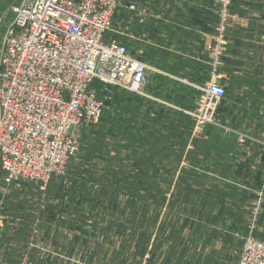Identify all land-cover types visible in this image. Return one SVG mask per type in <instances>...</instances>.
Segmentation results:
<instances>
[{
  "label": "built area",
  "instance_id": "1",
  "mask_svg": "<svg viewBox=\"0 0 264 264\" xmlns=\"http://www.w3.org/2000/svg\"><path fill=\"white\" fill-rule=\"evenodd\" d=\"M17 2L0 22L2 194L23 183H33L44 192L51 177L65 173L67 161L79 148L75 132L97 124L102 114L104 102L91 88L93 82L145 97L151 69L123 44L105 40L119 9L126 6L135 11L133 4L123 0ZM229 3L225 0L224 6ZM225 13L221 11V16ZM220 22L221 35L224 20ZM220 42L213 52L214 66ZM198 91L195 110L187 112L194 121L193 136L206 126L218 125L216 112L225 95L214 77ZM253 229L240 237L236 264H264V242L252 236ZM19 264L34 263L24 256Z\"/></svg>",
  "mask_w": 264,
  "mask_h": 264
},
{
  "label": "trees",
  "instance_id": "2",
  "mask_svg": "<svg viewBox=\"0 0 264 264\" xmlns=\"http://www.w3.org/2000/svg\"><path fill=\"white\" fill-rule=\"evenodd\" d=\"M142 2L144 3V0ZM127 3L131 4L128 0H123V4ZM204 4L199 9L187 10L186 14H190L191 18L192 16L199 17L200 21L196 22H217L218 17H214V13L207 9L208 6L205 8ZM125 7L122 9L128 10ZM178 13L182 12H173L172 18L180 16ZM222 60L224 61L221 56V63ZM202 64L201 68H205L209 72L210 66ZM91 88L95 90L99 100L107 101L108 104L103 106L97 128L89 134L87 132L83 133L80 152L76 156V160L72 163L74 158L72 156L67 161L65 172L70 167L67 176L70 182L68 189L59 184L57 186L58 192L53 194L57 197L66 195L68 205L61 206L59 204L50 210L51 206L47 208V205H42L40 207V202H38L42 198L46 200L50 184L61 176L51 177L44 192H39L38 187L33 183H23L19 189L10 187L2 209L3 226L1 229L4 231L6 228L7 231H10L8 237L10 239H7L6 242L17 243L19 233L24 231L25 234H29L31 230L33 231L34 225L29 212L33 211L35 216L37 215L39 227L44 212L51 214L57 209H64V213L72 211L76 197L80 203L84 204L78 210L81 214L78 219L93 218L92 222L97 224V227L91 231L90 239L97 237L95 233L99 229L98 226L102 225L100 224L102 221L105 232L111 231L113 234L118 235L127 231L130 238L133 237L138 227L145 229L157 225L162 234L169 231L170 233L168 232L166 235L172 234L171 239L174 240L184 226L195 228L192 219L196 217L191 216L195 212L192 209L191 214L187 216H184V214L178 216L173 212L167 213L164 215L166 218L161 221L158 208L164 200V198H161L162 188L157 183L152 182V178L156 174L162 173L159 174L158 178L162 177L164 181V178L168 179L169 174L175 172L176 167L180 172L178 171L179 175L176 176L174 190H172L169 197L168 206H170V209L173 211L179 209L180 206L188 205L187 203L203 199L208 202L211 211H216L215 220H218V218L219 222L226 220L231 211L225 200L235 193L236 189L233 190L231 187H241L234 184L237 181V176L233 179L228 178L227 169L230 168L226 155L232 149V145L223 137L225 130L218 128L221 125L226 129V91L216 112L218 125L206 126L200 134L202 137L199 138L200 135L193 136V119L185 114L180 113L179 115L180 128L178 129V124L174 122V114L171 113L169 117L166 113H159L151 118L148 113H145L146 110H143L139 98L133 94L119 91L114 87L104 86L96 81L93 82ZM194 93L197 99L200 92L194 91ZM165 132L166 134H164ZM202 138L205 140L201 141ZM211 163L214 166L221 167L218 170H209L204 166ZM216 163L217 165H215ZM194 178H198L195 184L193 183ZM107 180L110 181L105 183ZM118 184L119 186L122 185L125 191L135 198L131 201L122 200L119 202V200H116L115 190ZM93 187H95L94 191ZM245 195L247 198L252 199L250 193ZM149 199L155 205L152 214H149L146 210ZM182 199L187 201H182ZM103 210H106L105 217L97 218L93 216L94 211L96 214H100ZM82 211L86 212V216L82 214ZM169 215L172 216L169 217ZM35 216H33V219ZM16 218L20 221V227L24 225L23 229L20 230L15 227L14 221ZM179 218L181 219L179 220ZM231 224V228L238 231L235 223L231 222ZM63 225L67 229L70 223L63 222ZM58 232H62L61 221H58ZM241 233L246 237L249 231L244 230ZM236 235H239L238 232ZM139 236H141V243H148L146 233L141 231ZM252 236L264 242V238L255 234H252ZM140 248L139 251L143 252V245ZM125 250L121 249L123 254L118 252L113 258H107V264H133L132 259L129 262L127 260L130 259L129 255L124 256ZM173 251H176V249L173 248ZM92 253L94 255V251ZM24 256L27 255H24L20 248L4 254L7 262H12V264H19ZM27 257L33 262L29 256ZM154 259L152 258L151 262ZM171 261L170 258H163V264H172ZM181 263L182 261L178 259L174 262V264ZM196 264H200V262ZM205 264H211V261H206Z\"/></svg>",
  "mask_w": 264,
  "mask_h": 264
},
{
  "label": "crops",
  "instance_id": "3",
  "mask_svg": "<svg viewBox=\"0 0 264 264\" xmlns=\"http://www.w3.org/2000/svg\"><path fill=\"white\" fill-rule=\"evenodd\" d=\"M128 1L135 6V11L121 8L113 22V35L107 33L105 40L123 44L131 56L151 68L145 80L146 96L135 95L145 113L151 118L159 113L170 117L172 113L179 129L180 113L189 116L187 112L194 108V91L214 76H219L222 84L220 73L224 72L226 129L223 137L232 145L226 155L230 168L228 178L237 176L234 183L237 186L264 187V0L230 1V10L232 13L236 10L238 18L232 14L229 17L237 22H223L221 35L222 22H196L200 21L199 17L186 14L189 9L202 7L204 0ZM204 5L215 17L212 0H205ZM176 11L182 13L172 18ZM219 40L221 53L214 66L213 52ZM202 63L210 66L209 72L201 68ZM204 166L209 170L221 167L212 163ZM4 231L10 233L6 228ZM17 248L18 245L0 246V260L7 261L5 252L11 253Z\"/></svg>",
  "mask_w": 264,
  "mask_h": 264
},
{
  "label": "rangeland",
  "instance_id": "4",
  "mask_svg": "<svg viewBox=\"0 0 264 264\" xmlns=\"http://www.w3.org/2000/svg\"><path fill=\"white\" fill-rule=\"evenodd\" d=\"M224 1L225 0H212L216 16L218 17L217 22L222 21V19L224 22H237L236 19L233 20L230 18L229 14H232L235 16V18H238L236 15L238 12L235 10L232 13L230 10V5L228 4L227 7L224 6ZM223 10L226 12L224 17L221 16V11ZM113 32L114 30H112L110 34L113 35ZM220 74L222 75L220 76L222 84L219 82V76H214V78L221 86L224 87L225 74L224 72H221ZM198 98L195 101L193 110L196 108V102ZM96 128L97 124H90L75 132V135L78 138L79 148L72 159V163L76 160V156L79 155L80 142L83 137V133L87 132L89 134ZM218 128L225 130V127L221 125ZM201 137L202 135L199 136V138ZM204 140L205 139L201 141ZM185 162L187 161L185 160ZM69 168L60 178H58V180L50 184V190L48 192V196L46 194V200H43L45 198L40 200L41 206L47 205V208L51 206V210V208L58 206L59 204L61 206L68 205L66 195L63 197H57L53 194L58 192L59 189L57 186L59 184L65 189H68L70 185L68 180L69 177H67L69 174ZM178 171L179 169L176 167L175 172L169 174L168 179L164 178V181L162 177L158 178L159 174L162 173H158L152 178V182L157 183L160 188H162L161 198H164V200L162 205L158 208V215L161 221L166 218L164 215L167 213L173 212L176 215L178 214V216H183V214L184 216H187L191 214L192 209L195 212V214H191V216L196 217L192 219V222L195 224V228L184 226V228L179 231V235H177L174 240L171 239L172 234L166 235L169 231H166V234H162L158 230L157 225L155 226L156 228L148 227L145 229H143V227L136 226L138 228L135 230L133 237L130 238L127 231L119 233L118 235L113 234L111 231L105 232L102 221L100 222L102 225L98 226L99 229L96 230L95 233L97 237L90 239L89 236L91 231L97 227V224L92 222L93 218L89 219L86 217L78 219L81 215L78 210L84 204L80 203L76 197L74 199V205L72 207L74 209L72 211H66V213H64V209H57L51 214L44 212L41 216L42 223L39 227L37 215L35 216L33 211L29 212L30 215H28L32 217L31 221H33V225L37 222V233H34L35 229H33V231L31 230V233L29 234H25L24 231H22L17 236V243L6 242L7 239H10L8 238L10 234H6V231H2V227L0 226V246L1 248H8L9 244L13 247L18 245L24 255L26 254L29 256L35 264H107V258H113L114 255H116L118 252H121V249L128 250H125L124 256L129 255L130 259L127 260L129 262L132 259L133 264H163V258L172 259V264H174L177 259L182 261L181 264H196L197 262H200V264H205L206 261L209 260L211 261V264H235L240 246L242 244L240 237H245L241 231L248 230L250 232L251 226H253L254 229L252 230V234L264 238V187L230 186L231 189L237 190H235V193L230 195L227 200H225L231 213H229L226 220L219 222V218L218 220L214 219L216 217V211H211V208L209 207L210 205H208V202L203 199L194 201L195 203H187L188 205H183V207L180 206L179 209H175L173 211L170 209V206H168L169 197L172 193V190H174L176 176L179 175L180 172ZM193 180V183L195 184V182L198 181V178H194ZM109 181L110 180H107L105 183ZM94 190L95 187H93V191ZM251 192L257 196L261 194L263 200L260 196L257 198V200L247 198L245 194ZM0 193V221L2 223V209L5 199L9 193ZM115 193L116 200H119V202L122 200L131 201L133 198H135L134 196L128 194L125 191V188L122 187V185L119 186V184L115 190ZM182 201L187 200L182 199ZM151 202L153 201L149 199L147 203L149 205L146 208L149 214H152L155 208V205ZM82 214L86 216V212L82 211ZM105 215L106 210H103V212L100 214H96L94 211L93 216L101 218L103 216L105 217ZM33 216H35L34 219ZM170 216L172 215H169V217ZM180 219L181 218H179V220ZM58 221H61L62 232H58ZM63 222L70 223L67 229L63 225ZM231 222L235 223V225L238 227V231H235L231 228ZM14 223L16 228H19L20 230L23 229L24 225L20 227V221L18 218L15 219ZM239 230L241 231L239 232ZM141 231L146 233L148 238V243L146 244H143L140 241L141 236H139V233ZM237 232L239 234L238 236L236 235ZM162 239L164 241H161ZM141 245H143V252L139 251L141 249ZM173 248H175L176 251H173ZM93 251L94 255L92 253ZM0 255L2 256L1 253ZM152 258H155L153 262H151ZM0 264H12V262L8 263L7 261L0 260Z\"/></svg>",
  "mask_w": 264,
  "mask_h": 264
},
{
  "label": "water",
  "instance_id": "5",
  "mask_svg": "<svg viewBox=\"0 0 264 264\" xmlns=\"http://www.w3.org/2000/svg\"><path fill=\"white\" fill-rule=\"evenodd\" d=\"M18 0H0V22L3 20L5 15L9 12V10L17 3ZM108 102L105 101L104 105H107ZM251 198L257 199L258 196L251 194Z\"/></svg>",
  "mask_w": 264,
  "mask_h": 264
}]
</instances>
